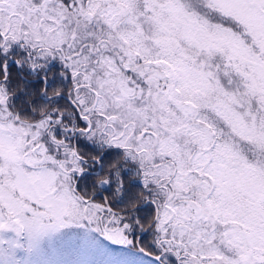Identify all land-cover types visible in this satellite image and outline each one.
I'll list each match as a JSON object with an SVG mask.
<instances>
[{
	"label": "snow or ice",
	"instance_id": "1",
	"mask_svg": "<svg viewBox=\"0 0 264 264\" xmlns=\"http://www.w3.org/2000/svg\"><path fill=\"white\" fill-rule=\"evenodd\" d=\"M0 264H264V0H0Z\"/></svg>",
	"mask_w": 264,
	"mask_h": 264
}]
</instances>
